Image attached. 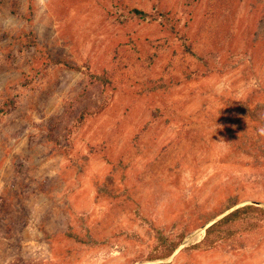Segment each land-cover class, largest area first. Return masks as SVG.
Segmentation results:
<instances>
[{
	"label": "rangeland",
	"instance_id": "1",
	"mask_svg": "<svg viewBox=\"0 0 264 264\" xmlns=\"http://www.w3.org/2000/svg\"><path fill=\"white\" fill-rule=\"evenodd\" d=\"M0 264H264V0H0Z\"/></svg>",
	"mask_w": 264,
	"mask_h": 264
},
{
	"label": "trees",
	"instance_id": "2",
	"mask_svg": "<svg viewBox=\"0 0 264 264\" xmlns=\"http://www.w3.org/2000/svg\"><path fill=\"white\" fill-rule=\"evenodd\" d=\"M133 13H134L136 16L141 17L142 19H143V18H146V17L148 16L147 12H144L142 9L134 8ZM71 67H73V66L71 65ZM104 106H106V104H104L103 107H104ZM86 113H88V112L86 111V112H83V113L81 114V116H80L81 122L84 120V117H85ZM247 207H248V206H245L244 208H238V209L234 210L233 212H231V213L225 215V216L223 217V220H227V219H229L230 217H233L234 215L237 216L241 211L243 212ZM210 225H211V226H210ZM210 225H209L210 227L207 229V235L210 234V233L212 232L213 227L216 225V222H215V223H212V224H210Z\"/></svg>",
	"mask_w": 264,
	"mask_h": 264
},
{
	"label": "bare ground",
	"instance_id": "3",
	"mask_svg": "<svg viewBox=\"0 0 264 264\" xmlns=\"http://www.w3.org/2000/svg\"><path fill=\"white\" fill-rule=\"evenodd\" d=\"M214 221L210 222L207 226H209L210 224H212Z\"/></svg>",
	"mask_w": 264,
	"mask_h": 264
}]
</instances>
